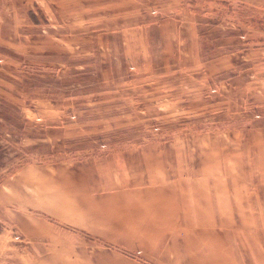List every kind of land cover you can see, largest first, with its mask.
Masks as SVG:
<instances>
[{
  "label": "rangeland",
  "instance_id": "rangeland-1",
  "mask_svg": "<svg viewBox=\"0 0 264 264\" xmlns=\"http://www.w3.org/2000/svg\"><path fill=\"white\" fill-rule=\"evenodd\" d=\"M159 143L219 177L201 222L235 226V264H264V0H0V264H72L38 207L109 225L76 232L108 246H77L80 264H130L116 242L145 223L87 208L82 169Z\"/></svg>",
  "mask_w": 264,
  "mask_h": 264
},
{
  "label": "crops",
  "instance_id": "crops-1",
  "mask_svg": "<svg viewBox=\"0 0 264 264\" xmlns=\"http://www.w3.org/2000/svg\"><path fill=\"white\" fill-rule=\"evenodd\" d=\"M184 146L185 144H145L113 157L104 155L87 160L83 166L86 179L84 197L93 200L86 204L87 208L102 214L103 210L114 205L120 210H131L135 216L134 222L138 220L141 221L139 223H145L143 226H131L130 244L116 242L119 247H130L133 253L132 257L127 258L130 264L237 263L235 226H204L200 219L205 213L219 214L214 203L217 192L214 180L219 177L204 176L200 169L199 173L196 170V174L193 173L195 176H192L188 160L181 159L178 154L172 156L171 153H164ZM151 151L163 154L155 153L152 156L149 153ZM156 155L164 157L160 160L165 161V165L155 166ZM195 166L202 167V162H195ZM204 195L209 196L206 205L203 202ZM112 199L120 201L112 204L109 202ZM205 207L207 211L204 210ZM37 210L44 216H51L49 218L53 221L47 222L49 226L43 227L46 230L49 227L59 234L61 244L68 247L67 254L72 264H80L77 261L78 253L75 252L77 246L93 245L95 250L89 252L92 259L95 252H103L101 256L108 254L107 244H87L77 237L76 232L93 231L89 236L97 241V237L107 236L102 228L109 225L79 223L73 219L66 222L44 207H38ZM189 215L194 216L195 222L189 224ZM66 231L73 234L67 236ZM229 231L232 232L228 233ZM85 232L83 233L86 234ZM115 257L120 258L117 254ZM83 264H97V261Z\"/></svg>",
  "mask_w": 264,
  "mask_h": 264
}]
</instances>
